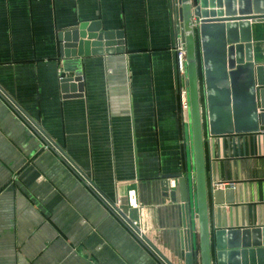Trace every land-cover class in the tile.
Listing matches in <instances>:
<instances>
[{
  "label": "crops",
  "instance_id": "crops-1",
  "mask_svg": "<svg viewBox=\"0 0 264 264\" xmlns=\"http://www.w3.org/2000/svg\"><path fill=\"white\" fill-rule=\"evenodd\" d=\"M95 23L121 33L123 53L62 57L60 35ZM180 27L174 0H0V264H161L112 206L184 264L180 193L161 185L191 159ZM251 45L264 67V22ZM74 76L82 93L68 98L60 80ZM250 136L252 157L204 139L217 142L212 182L235 184L242 228L251 210L264 227V135Z\"/></svg>",
  "mask_w": 264,
  "mask_h": 264
},
{
  "label": "water",
  "instance_id": "water-1",
  "mask_svg": "<svg viewBox=\"0 0 264 264\" xmlns=\"http://www.w3.org/2000/svg\"><path fill=\"white\" fill-rule=\"evenodd\" d=\"M174 1L185 49L191 159L186 160L183 177H165L161 185L166 193V180L177 181L184 264H264V227H254L251 210L247 227L242 228L246 212L238 209L234 191L213 189L212 183V162L218 156L214 138H222L224 157L229 156V150V158L252 157L259 152V140L250 135L264 127V67L253 65L251 25L264 22V0ZM59 42L61 56L66 59L123 53L121 33L101 32L98 23L80 25L60 35ZM81 82L77 76L62 78L61 92L68 98L80 97ZM209 136L213 139L204 141ZM209 145L213 149L208 151L211 156L206 164ZM243 147L247 151L240 154ZM112 208V215L143 247L161 264H171L141 235L131 221L135 217Z\"/></svg>",
  "mask_w": 264,
  "mask_h": 264
},
{
  "label": "built area",
  "instance_id": "built-area-1",
  "mask_svg": "<svg viewBox=\"0 0 264 264\" xmlns=\"http://www.w3.org/2000/svg\"><path fill=\"white\" fill-rule=\"evenodd\" d=\"M175 52H176V68L180 75L185 76V49H184V43L182 36L176 37V43H175ZM181 106L182 109L188 110V103L186 101L181 100ZM264 135V129L258 131V135ZM213 183V189L216 190H234L235 184L231 182H223V181H215ZM166 188L167 192H170L171 190H175L177 188V181L175 179H167L166 180ZM136 226V224L134 223ZM141 233V232H140ZM141 235H143L141 233ZM138 239H140V236H137Z\"/></svg>",
  "mask_w": 264,
  "mask_h": 264
},
{
  "label": "rangeland",
  "instance_id": "rangeland-1",
  "mask_svg": "<svg viewBox=\"0 0 264 264\" xmlns=\"http://www.w3.org/2000/svg\"><path fill=\"white\" fill-rule=\"evenodd\" d=\"M199 78H200V84L203 85V75H202L201 72H200ZM203 98H204V95H203V93H202V94H201V102H202V103H203ZM171 191H174V190H171ZM171 191H170V192H171Z\"/></svg>",
  "mask_w": 264,
  "mask_h": 264
}]
</instances>
